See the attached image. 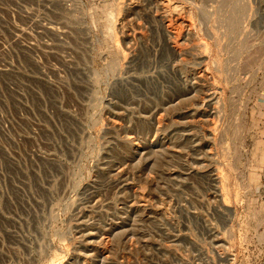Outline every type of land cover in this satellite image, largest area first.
I'll return each instance as SVG.
<instances>
[{"label": "rangeland", "instance_id": "rangeland-1", "mask_svg": "<svg viewBox=\"0 0 264 264\" xmlns=\"http://www.w3.org/2000/svg\"><path fill=\"white\" fill-rule=\"evenodd\" d=\"M105 1L0 0V264H264V0L120 1L96 82Z\"/></svg>", "mask_w": 264, "mask_h": 264}, {"label": "bare ground", "instance_id": "bare-ground-1", "mask_svg": "<svg viewBox=\"0 0 264 264\" xmlns=\"http://www.w3.org/2000/svg\"><path fill=\"white\" fill-rule=\"evenodd\" d=\"M108 1V0H107ZM107 1H105V2H107ZM120 1H121V4L123 3V0H111V2H109L107 5H105V9H108V11L106 12V14H105V18H104V26H105V29H106V31L107 32H105V37H103V40H104V45L106 44V46H105V53H106V55H111V57H112V59H111V62H110V64L107 66V68L103 71V73H102V75H100L98 72H95L94 73V78H95V81L96 82H99L102 78L105 80L106 78H108L110 75H116V73L118 72V70H120L119 68H120V65H119V57L120 56H122L123 55V53L125 54V51H126V53L130 50L129 49V47H130V45H129V47H128V51H127V49L124 51V49H123V51L124 52H122L120 49H116V50H111L110 48H109V46L107 45L108 44V42L109 41H112V36H113V33H112V30L114 29L113 28V19H114V11H116L117 9H118V11H120L119 13H121V11H123L122 10V8H123V6H122V8H121V6H120V8L118 7V5H119V3H120ZM130 0H128V2H129ZM230 1V0H229ZM80 2V1H79ZM118 2V3H117ZM125 2V1H124ZM127 2V1H126ZM132 2V1H131ZM173 2H175L174 0H173ZM226 3H227V1H226ZM81 4H83V3H81ZM228 4V3H227ZM226 4V5H227ZM230 4V3H229ZM234 4V3H233ZM127 5V4H126ZM128 6V5H127ZM172 6H174V9H175V5L173 4ZM171 6V2H170V4L168 3V2H166V4L165 5H163V8H164V10L166 11H164L165 13H163V14H161L160 15V17L158 18L159 20H157V23L156 24H158V28H159V30L161 31V33H162V35H163V39H164V41H163V49H165V51L166 52H168V53H172V54H176L177 53V50H175V48H174V43H176V41L179 39V37H181V35H185V37L186 36H188V35H191L190 33L192 32H190V30H189V27H187V26H185L186 24L182 21V19L181 18H174L171 14H172V11L174 10L173 9V7ZM228 6V5H227ZM226 6V7H227ZM231 6V5H230ZM126 7V6H125ZM129 7V6H128ZM131 7V6H130ZM225 7V8H226ZM229 7V6H228ZM227 7V8H228ZM232 7V6H231ZM178 8H181V7H178ZM177 8V9H178ZM129 9H132V8H129ZM173 9V10H172ZM232 9H234V7L232 8ZM232 9L231 10H226V12H225V14L226 13H228L227 14V16H225V21L223 22V23H226L227 25H229V26H232V24H233V22H234V16L232 15ZM222 10L223 11H225L223 8H222ZM221 10V11H222ZM176 11V10H175ZM220 11V12H221ZM222 11V12H223ZM169 12H171V14L169 13ZM222 12L220 13L221 15H222ZM123 13V12H122ZM169 13V14H168ZM176 15H177V12L175 13ZM120 15V14H119ZM178 16V15H177ZM176 16V17H177ZM223 16V15H222ZM171 17H173V20H172V18ZM227 18V19H226ZM156 19V18H155ZM221 20V19H220ZM221 20V21H222ZM119 21V20H118ZM123 21V20H122ZM121 21V22H122ZM221 21H220V24H221ZM34 22H36V20H34ZM116 22H117V20H116ZM156 22V21H155ZM119 23V22H118ZM117 23V24H118ZM235 23H237V21H235ZM39 24V23H38ZM124 24V23H123ZM122 24V25H123ZM219 24V25H220ZM36 25H37V23H36ZM120 23L118 24V27H120ZM35 26V25H34ZM224 26V25H223ZM42 27V26H41ZM40 27V28H41ZM45 27V26H44ZM43 27V28H44ZM222 27V26H221ZM225 27H226V25H225ZM224 27V29H226ZM116 28V27H115ZM122 28H124V27H122ZM229 28H231V27H229ZM234 29H235V27H233ZM232 28V29H233ZM42 29V28H41ZM139 29H141V28H139ZM138 29V30H139ZM191 29V28H190ZM227 29H228V26H227ZM44 30V29H43ZM46 30V29H45ZM117 30V29H116ZM124 30L125 29H123V33H124ZM120 31V30H119ZM129 31V30H128ZM121 32V33H122ZM132 32V31H131ZM133 32H135V31H133ZM132 32V33H133ZM228 32H229V30H228ZM129 33V32H128ZM137 33V32H136ZM135 33V34H136ZM119 34H120V32H119ZM126 34V33H125ZM134 34V35H135ZM121 35V34H120ZM123 35V34H122ZM129 35V34H128ZM131 36H133V35H131ZM137 36V35H136ZM141 36V35H140ZM120 37V36H119ZM134 37V36H133ZM189 37V36H188ZM183 38V37H182ZM122 39V43L123 44H126V45H128L129 44V42H131V40L129 39V37H126V36H123V37H121L120 38V40ZM133 39V38H132ZM142 39V38H141ZM136 40V39H135ZM93 41V40H92ZM134 41V40H133ZM142 41V40H141ZM93 43V42H92ZM89 44V43H88ZM132 44V43H131ZM134 44V43H133ZM93 45H94V43H93ZM92 45V46H93ZM126 45H124V46H126ZM91 46V47H92ZM135 46V45H134ZM133 46V47H134ZM126 48H127V46H126ZM130 48H132V46L130 47ZM203 48H206V46L205 47H203ZM93 49V48H92ZM179 50V49H178ZM201 51H202V49H200ZM199 50V51H200ZM131 51V50H130ZM132 51H133V49H132ZM182 51V50H181ZM181 51H179L180 53H182ZM184 51V50H183ZM198 51V52H199ZM203 51H204V49H203ZM203 51H202V55H203ZM91 52V51H90ZM178 52V53H179ZM205 52H206V50H205ZM132 53V52H131ZM131 53H129V55L131 54ZM184 53V52H183ZM185 53H187V52H185ZM184 53V54H185ZM133 54V53H132ZM183 54V55H184ZM205 54V53H204ZM173 55V56H174ZM177 55V54H176ZM175 55V56H176ZM124 56V55H123ZM181 56V55H180ZM205 56H206V54H205ZM125 57V56H124ZM131 57V56H130ZM133 57V56H132ZM131 57V58H132ZM89 59V58H88ZM92 59V58H91ZM100 60H102L101 58H100ZM201 78V77H200ZM202 79H203V77H202ZM205 79V78H204ZM205 80H208V79H205ZM207 82V81H206ZM202 83H203V81H202ZM208 83V82H207ZM207 83H205L204 82V84L203 85H207ZM105 84V83H104ZM107 88V87H106ZM202 89V88H201ZM202 93V92H201ZM203 94V93H202ZM212 94V93H211ZM210 93H209V95H211ZM208 95V96H209ZM206 97V96H205ZM210 98H211V96H210ZM210 98H205V99H210ZM202 99V98H201ZM203 99H204V97H203ZM207 101V100H206ZM204 105V104H203ZM206 105V104H205ZM201 106H202V104H201ZM204 107V106H203ZM202 107V108H203ZM195 110H198V109H195ZM202 111V110H201ZM200 112V111H199ZM113 124V123H112ZM107 125H109V124H107ZM114 126H115V124H114ZM111 128H112V126H111ZM66 210H69V206L66 208ZM103 238V237H102ZM101 238L99 237V239L98 240H100ZM107 239V238H106ZM103 240H105V239H103ZM101 241H102V239H101ZM104 242H106V241H104ZM98 243H99V241H98ZM97 243V244H98ZM103 243V242H102ZM107 243V242H106ZM102 246H104V244H102ZM106 246H107V244H106ZM106 246H105V250H106ZM101 248V247H100ZM108 249V248H107ZM108 251V250H107ZM106 252V251H105ZM107 254V253H106ZM105 254V255H106ZM101 255V254H100ZM104 257V256H103ZM106 258V257H105ZM101 261V260H100ZM102 262H104V261H102Z\"/></svg>", "mask_w": 264, "mask_h": 264}]
</instances>
